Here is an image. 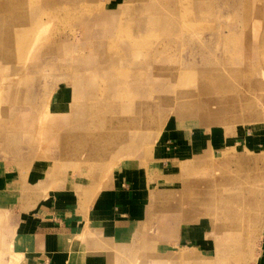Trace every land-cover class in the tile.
Segmentation results:
<instances>
[{"label":"rangeland","instance_id":"rangeland-1","mask_svg":"<svg viewBox=\"0 0 264 264\" xmlns=\"http://www.w3.org/2000/svg\"><path fill=\"white\" fill-rule=\"evenodd\" d=\"M0 156L100 188L137 174L112 264H253L264 0H0Z\"/></svg>","mask_w":264,"mask_h":264},{"label":"crops","instance_id":"crops-1","mask_svg":"<svg viewBox=\"0 0 264 264\" xmlns=\"http://www.w3.org/2000/svg\"><path fill=\"white\" fill-rule=\"evenodd\" d=\"M64 95L53 104L68 107ZM59 172L39 158L22 170L0 156V234L9 253L0 264H112L114 248L135 231L144 212L137 204V174L100 188L96 181L53 177ZM263 216L254 221L249 242L261 233ZM163 233L170 237L168 229ZM253 264H264V232Z\"/></svg>","mask_w":264,"mask_h":264},{"label":"bare ground","instance_id":"bare-ground-1","mask_svg":"<svg viewBox=\"0 0 264 264\" xmlns=\"http://www.w3.org/2000/svg\"><path fill=\"white\" fill-rule=\"evenodd\" d=\"M261 206H264V196H263V198H261ZM253 233H254V236H255V235H257L258 232L255 229V230H253Z\"/></svg>","mask_w":264,"mask_h":264}]
</instances>
